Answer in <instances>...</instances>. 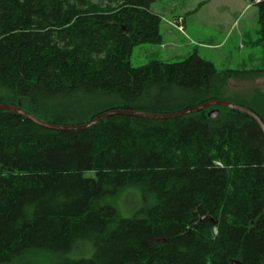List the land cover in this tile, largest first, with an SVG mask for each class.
<instances>
[{"label": "trees", "instance_id": "16d2710c", "mask_svg": "<svg viewBox=\"0 0 264 264\" xmlns=\"http://www.w3.org/2000/svg\"><path fill=\"white\" fill-rule=\"evenodd\" d=\"M157 1L0 0V103L80 125L114 109L168 114L224 99L264 122V93L223 96L229 77H264V67L221 72L197 53L132 66L135 47L162 43ZM256 7L264 48V0ZM132 188L152 204L126 217L110 200ZM41 255L53 264H264L262 129L226 107L112 116L78 131L0 111V264Z\"/></svg>", "mask_w": 264, "mask_h": 264}, {"label": "rangeland", "instance_id": "374dc122", "mask_svg": "<svg viewBox=\"0 0 264 264\" xmlns=\"http://www.w3.org/2000/svg\"><path fill=\"white\" fill-rule=\"evenodd\" d=\"M250 3V0L155 2L152 11L162 18V43L135 47L130 57L132 66L137 68L154 60L177 63L197 53L221 72L263 68L264 48L258 43L259 14L255 5L248 8ZM257 92L264 93V77L243 80L231 76L223 96L250 102V97ZM110 201L126 217L152 204V200L145 199L138 188H132ZM13 264H53V261L41 255Z\"/></svg>", "mask_w": 264, "mask_h": 264}, {"label": "water", "instance_id": "95a60500", "mask_svg": "<svg viewBox=\"0 0 264 264\" xmlns=\"http://www.w3.org/2000/svg\"><path fill=\"white\" fill-rule=\"evenodd\" d=\"M211 107H226V108L233 109L235 111L242 112L250 116L253 120H255L259 124L260 128L262 129L264 133V122L256 113H254L253 111H251L250 109L246 107H243L239 104H236L231 101L224 100V99L211 100V101L202 103L197 106L189 107L178 113H168V114L144 113V112L125 110V109H114L111 111L101 113L98 116H96L93 120H91L90 122L80 124V125H56V124L49 123V122H46L44 120L37 118L33 114L24 110L21 107V105L17 106V105L0 103V111H8L15 115L25 117L43 128L55 130V131L85 130V129L95 126L98 122L108 117H112V116H132V117H140V118H147V119H154V120H168V119H174V118L184 117L187 115L198 113V112H201ZM219 112H220L219 109H213L209 112L208 115L210 118L215 119L218 117Z\"/></svg>", "mask_w": 264, "mask_h": 264}, {"label": "built area", "instance_id": "2783aa9c", "mask_svg": "<svg viewBox=\"0 0 264 264\" xmlns=\"http://www.w3.org/2000/svg\"><path fill=\"white\" fill-rule=\"evenodd\" d=\"M263 0H250V4H249V6H248V8L249 7H251L252 5H256V4H258V3H260V2H262Z\"/></svg>", "mask_w": 264, "mask_h": 264}]
</instances>
